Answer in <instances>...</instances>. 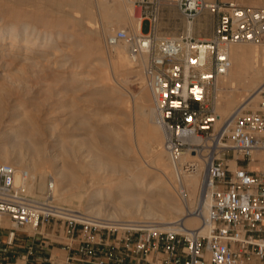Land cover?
Listing matches in <instances>:
<instances>
[{"label":"built area","instance_id":"1","mask_svg":"<svg viewBox=\"0 0 264 264\" xmlns=\"http://www.w3.org/2000/svg\"><path fill=\"white\" fill-rule=\"evenodd\" d=\"M176 5L189 29L180 39L159 36L161 11ZM147 34L119 29L106 37L108 50L127 45L134 63L148 58L145 83L152 95L164 146L185 195L183 177L203 159L206 174L200 197H210L209 214L195 212L200 229L181 221L164 225L155 220H112L87 212L68 213L56 206L55 177L48 178L40 199L27 196L33 176L27 169L0 164V231L8 223V246L16 232L49 226L67 243L64 264H264V94L258 111L235 116L228 131L215 132L218 82L232 68L230 49L264 41V8L206 0H135ZM216 17L210 39L197 40L192 25L204 13ZM212 98V100H211ZM228 137L230 147H223ZM233 153L232 159L226 157ZM235 161L236 169L229 162ZM255 166V167H254ZM41 234V233H40ZM33 255V250L29 252ZM58 258V256H55ZM0 264H7L0 245ZM48 264H59L51 258Z\"/></svg>","mask_w":264,"mask_h":264},{"label":"rangeland","instance_id":"2","mask_svg":"<svg viewBox=\"0 0 264 264\" xmlns=\"http://www.w3.org/2000/svg\"><path fill=\"white\" fill-rule=\"evenodd\" d=\"M96 1L97 0H85L87 6H92L93 4L91 8H94V12L97 10L95 12V18L97 17V27L101 30L103 27H101L103 21L101 15H99L100 12L98 13L99 10L96 6ZM206 1L208 3H236L241 6L264 8V0ZM14 12L23 13L28 17L26 21L31 22V24L39 30L53 31L61 29L67 33L75 35L76 40H79V44L81 43L79 45L80 47L77 49H74V46L70 45L64 46L68 45L64 43L62 45L64 52H55V50L49 51L45 57L46 59L41 58L36 66H28V64L14 61L11 58L0 59V150L9 148V146L13 144L6 140L9 136L15 137L16 143H14V145L18 144L20 146L18 151L23 153L25 159L27 158V162L31 159V162L29 161V163L34 164L35 160L40 158L39 161H42L43 166L45 165L44 168H46L44 179L37 174V179L35 180V192L34 194L28 195V197L35 199L42 198L41 196H44L47 190L48 178L50 175H54L58 181L57 188H59L60 192L65 190L67 196L73 194L76 191L75 189H77L78 182L75 180L63 181L57 172L61 168V170L69 169L70 164L75 161L83 164L84 162H93L94 156H100L103 162L107 161V164L105 163L106 165H108L109 162L111 163L114 158L112 163L118 161L122 168L116 173L110 171V168L105 165L99 167V169H94V167L90 166L89 169H87L88 171L86 169H74L75 174L78 172L80 173H78L79 175L77 174L78 177H83L84 174H86L89 177L91 175L90 179L92 181L94 178L96 179L92 183L94 186L91 184V191L93 188L96 190L98 186L97 178H106L107 180L113 181L114 184L119 179H128L130 173L134 174L136 172V167L141 166L142 164L146 165L145 161L150 162V160L156 155V152L164 153V168L166 167L165 169L167 172L172 175L174 173V168L165 149L164 141L162 145L163 147L158 144L154 145L151 149H145L146 147H140L137 145L132 148L130 147L129 138L132 136V134H130V128L132 127L131 129H133L134 133L137 129L138 122L144 127L138 103L140 101L142 88L146 83L145 79L142 80V77L138 75H130L125 72L116 75L112 70L109 71L110 80L106 81L101 77L100 71L108 63L110 65L109 57L111 53H113L112 49L108 50L105 44L106 38H104V36L107 37L109 35H104L103 33L100 35L89 34L79 26L77 28V26H74L70 22H65L58 26L56 24L57 22L45 25L39 20H29L30 17L41 18L44 16L45 18L56 21L58 18L66 16V14H73L70 7L66 5L58 6L53 0H0V17L7 18L8 16L7 19H13L12 13ZM81 13H75V15L79 16L78 18H82L81 16L84 15L83 18H85V11ZM136 15L141 16V9L138 8ZM128 28L132 31L131 25H129ZM119 29L121 28H117L116 30ZM143 29L145 33L149 32L151 29L150 23L145 22ZM167 38L175 39L173 37ZM251 45L262 48L264 46V41L260 44ZM74 61L77 63H74ZM55 64H64L65 68H62L63 70L59 69ZM133 67L135 70L144 69V67L139 65H134ZM72 75H75L78 80L76 78L74 81L71 80ZM223 80V78L219 79V93L217 94L215 103H210V105H214L215 110L216 102L218 100L220 101L229 93L228 87L224 85ZM263 94L264 93H262L261 96H263ZM240 100L241 98H238L237 100L235 99L234 103L236 104L235 106H231V111L234 107L236 108L238 106ZM226 103L227 102H222V106L226 107ZM261 103L262 101L257 105L253 104L254 106L244 110V112L255 111L257 108L256 111L260 110ZM33 126L37 128V131ZM105 126L109 127L112 132L107 131V134L101 132ZM91 128L94 129L93 132H101L102 134L98 136V138L92 139L93 137L89 134ZM29 131L35 136L29 134ZM3 134H6L4 135L5 137H2ZM28 134L30 136H28ZM140 135L142 138L147 139L146 131ZM113 136L114 138H112ZM116 137H118V139ZM228 141L229 139L227 137L225 142ZM125 142L127 143L125 144ZM57 143H61L62 146L70 144V146L72 145L75 147L76 150L74 148L75 151H73L74 157L77 156V160L74 161L73 158H70L71 156L63 154L65 153V151L62 150L64 146L60 148L55 147L53 149L52 146L54 147ZM92 143H94V145ZM121 146L124 147L125 151L123 148L120 149ZM39 149L43 152L37 156L36 152ZM52 150L56 151L52 152L51 155L50 151ZM124 153L126 154L122 156ZM50 155L55 158H50ZM33 156L36 159H32ZM232 158L233 153H230L226 157V160ZM4 161L5 160L3 159L0 160L1 164L6 163ZM14 161L16 160H14L13 156L9 159V163L7 162V164H12ZM24 163H26V161ZM167 164L169 168H167ZM24 165L27 164H23L21 166L22 169H26ZM229 165L232 169L230 163ZM161 166L163 167V165ZM92 171L94 172L92 173ZM92 174L94 175L93 178ZM172 179L174 181L173 177ZM142 180L146 183L152 184V188L155 190V193L152 194L146 190L141 191V194L143 193L141 195V200H143V207H145V203L156 202L158 200V196L161 195L160 189L163 187V183L161 180H157L152 176H147ZM41 182H43L45 187L43 191L40 190ZM132 182V179L129 180V184H132ZM76 183L77 185L74 186ZM114 190L115 187H113L110 192ZM91 194L92 193L87 194L81 203L75 200L71 206H69V204H59V202H56L55 204L59 206L63 205L68 208L74 207L73 209H77L80 206V211L88 212L86 210L89 207L88 199ZM176 198L177 200L175 201V204L178 206L180 204V197L176 195ZM102 199L98 200L97 204L108 203L110 206L106 204L108 207L104 206V209L106 207V210L108 211L110 207L111 211L118 212V208L121 204L118 200H114L110 203ZM116 202H118L117 206ZM179 217L181 216H178L176 219ZM123 219L128 218L125 217ZM6 226L9 228L12 227L7 223ZM26 229L30 233L24 234L19 232V239L18 237L16 238L14 245L8 246L6 244V246L1 248L7 264H25V260L27 261V264H48L52 257L53 260L59 264L65 263L67 252L62 249L63 246L61 244H58L61 242L67 243V240L62 237V232L61 236L60 233L55 234L49 226H44L38 231L28 228ZM5 233L6 232L3 228L0 232V242H3ZM31 250H33V255L29 254ZM55 256H58V258H55Z\"/></svg>","mask_w":264,"mask_h":264},{"label":"bare ground","instance_id":"3","mask_svg":"<svg viewBox=\"0 0 264 264\" xmlns=\"http://www.w3.org/2000/svg\"><path fill=\"white\" fill-rule=\"evenodd\" d=\"M53 1L58 6L66 5L70 7L71 11H73V14L72 13H70V15L66 14V16L60 17L56 21L45 18L44 16H42L41 18L30 17L29 20L31 21L39 20L40 22H43L45 25H48L53 22L54 23L57 22L56 24L58 26H60L62 23L70 22L74 26H77V28L78 26L82 28L86 33L95 34V35H100L101 33H103L104 35L107 34L111 35L115 31H117L116 30L117 28L125 29L131 35H137L140 34L141 32L142 18L141 16L136 15L138 8L135 5V0H97L96 6L99 10L98 13L100 12L99 15H101V19L103 21V25H101V27L102 26L103 27L101 30L99 27H97V21H96L97 17L95 18V12L97 10L94 12L93 11L94 8H91L93 4L92 6H87L85 0H53ZM83 11H85L86 14L85 18H83L84 15L81 16L82 18H78L79 16L75 15V13H81ZM12 16L13 19H7L8 16L7 18L0 17V59L11 58L14 61H19L21 63L28 64V66L29 65L36 66V64L40 62L41 58L43 59L47 56V53L49 51L55 50V52L56 51L64 52V49H62L63 48L62 45L64 43L68 44L64 46H69V45L74 46V49L80 47L79 45L81 43L79 44L78 42L79 40H76V36L73 34L67 33L64 30L58 28H57L58 30H53V31L39 30L36 27H34L31 24V22L26 21L28 17L21 12H14L12 13ZM129 25L132 26V31L129 30L128 28ZM104 38H106V36H104ZM112 51L113 53H111L109 57L110 65L108 63L100 71L101 77L103 79H105L106 81L110 80V72H109L110 70H112L116 75L125 72L130 75H134V74L138 75L142 77V80L145 79L144 70L148 61L146 55H140L139 61L137 63H134L130 57V49L127 45L120 44L118 46H115L112 49ZM229 55L232 62V68L230 69L227 76L223 77L224 79L223 83L226 87H228L229 93L226 96H224L220 101L218 100L216 102L215 112L218 116L217 122L215 124L216 133L223 132L224 130L228 131V127L231 125L236 115L244 112V110L246 109L251 108L252 106H254L253 104L257 105L263 99L261 95L262 93H264V46L260 48L258 46H252L251 44L233 45L230 49ZM74 63L77 62L74 61ZM134 65L142 66L144 67V69L135 70L133 67ZM55 66H57L59 69L65 68L64 64H60V65L55 64ZM75 78L77 79L75 75H72L71 80L74 81ZM218 93H219V87L217 89V94ZM238 98H241L238 106L236 108L234 107L233 110L231 111L230 109L231 106L233 105L235 106L236 104L234 103L235 99L237 100ZM222 102H227L226 103L227 106L223 107ZM138 107L141 110L140 115L144 127H142L141 123L138 122L137 129L136 131H134V133H133V129H131L132 127L130 128V134H132V136H130L129 138L130 147L132 148L137 145L140 147L144 146L146 147L145 149H151L156 144L162 146L164 141L163 132L158 123V117L154 107L152 95L146 85L142 88ZM34 128L37 131V128L36 127ZM93 130L94 129L91 128L90 131L91 133L89 132L90 136L93 137L92 139L98 138V136L102 134L101 132H105V133L107 131L112 132L111 129L107 126L103 127V130L101 132H93ZM144 131H146L147 139L142 138L140 135L141 133L143 134ZM29 134H33V133L29 131ZM29 134L28 136H30ZM4 135L6 134H3L2 137H5ZM33 136L35 135L33 134ZM112 138H114V136ZM116 138L118 139V137ZM6 140L10 141L13 144H11L9 148L0 150V160L3 159L5 160L4 162L9 163V159L14 156V160L16 161H14L12 165L18 168H22L21 166L23 164H27L24 166L31 173L34 180L33 183L29 185L27 196L30 194H34L35 180L37 179V174H39L42 179H44L46 175L45 173L46 168H44L45 165L43 166V162L39 161L40 156L38 157L39 159L37 158L38 160H35L34 164L29 163V161L31 162L30 157H29L30 160H28L27 162L26 160L27 158L25 159L23 153L18 151L20 146L18 144L14 145V143H16L15 137L9 136V138H7ZM126 143L127 142H125V144ZM92 144L94 145V143ZM56 145L54 147L52 146V148L54 149L55 147L60 148L64 146V145L62 146L61 143L58 144L57 146ZM71 146L70 144H67V146L65 145L62 149L65 151V153L63 154L71 156L70 158H73V160L75 161L77 160L76 159L77 156L74 157V151L76 150V148ZM223 147H230V143H226ZM122 148L124 150V147L121 146L120 149ZM55 151L56 150L50 151L51 155L52 152ZM41 152L43 151L42 150L40 151L39 149L36 152L37 156L42 154ZM125 154L126 153L122 154V156ZM51 155L50 158L55 156V154L54 156ZM164 157L165 156L163 152L162 153L156 152V155L152 160H150V162L145 161L146 165L142 164L141 166L136 167V172L134 174L130 173L128 179H121V180L119 179L117 182H115V184L113 181L107 180L106 178L99 179L96 177L98 179L97 181L98 186L96 190L95 188H93L92 191H91V184L96 179L94 178V180L92 181L90 179L91 175L89 177L86 174H84L83 177H78L80 173L78 172L79 173V174L77 173L78 175L75 174L74 169L87 170L89 169L90 166L94 167V169H99V167H103L105 165L110 168V171L116 173L119 172L120 168H122L121 165H119L118 161H116V163L115 162L112 163L114 158L111 161V163L109 162V164L106 165L107 161L103 162L100 156L99 157L94 156L93 162H88V163L84 162V164L77 163V161L75 162L73 161L74 163L70 164L69 169L61 170L62 169L61 168L59 169L57 174L60 175L59 177L62 178L63 181L75 180L76 182H78L77 189H75L76 191L74 193L72 192L73 194L67 196L65 190H64L65 192L64 191L60 192L59 188H57L58 181L55 178V185L53 191L54 201L55 203L59 202V204H63V205L69 204V206H71V204H73L75 200L81 203L87 194L92 193L88 199L89 207L86 210L88 211L87 213L94 214L100 217L106 216L112 220H138L136 218H139L140 220L141 219L155 220L164 225H171L176 223L177 221H181L182 224L188 229H200L202 227L201 219L195 216V212L200 210L205 216H207L209 214V210L211 206L210 197L208 198H205L204 196L200 197L202 184L206 174V164L203 161V159L194 155L192 156L189 154L184 156V158H182L181 160L182 164L189 161H197V169L194 171V173L189 175L186 174L183 177V183L185 185V193H186L185 195H183L179 192V186L177 184L178 179L175 170L173 169L174 173L171 175V173H168L167 170L165 169L166 167L164 168L165 166L163 164ZM32 159H36V158L33 156ZM25 161L26 163H24ZM229 163L231 164L232 169L237 168V164L235 161H230ZM161 165H163V167ZM167 168H169L168 164H167ZM262 168L264 169V164H262ZM93 172L94 171H92V173ZM93 176L94 175L92 174V178ZM147 176H152L157 180H161L163 183L162 185L163 187L160 189L161 195L158 196L159 197L158 200L156 202H147L145 203L146 206L143 207L144 202L143 200H141V195L143 193L141 194V191L146 190L151 194L155 193V190L152 188L153 187L152 184L146 183L145 181L142 180ZM172 177L174 178V181ZM131 179L133 180V182L132 184H129V180ZM76 185L77 183L74 184V186ZM113 187H115V190L110 192V190ZM44 189H45L44 184L43 182H41L40 190L43 191ZM176 195L180 197L179 198L180 204L178 206L175 204V201L177 200ZM102 198L110 203H112V201L114 200L116 201L118 200L119 203H121L118 208V212L111 211L110 207L109 209L107 208L108 209L107 211L106 207L110 206L108 203H106L108 206H106V204L103 203L97 204L98 200ZM117 204L118 202H116V206ZM63 205L62 206L56 205V206L59 207L61 210H64L65 212L67 211L68 213L82 212L79 209L80 206L77 209H73L74 207L68 208V207H64ZM104 206H106L105 209L103 208ZM178 216L181 217L176 219ZM125 217L128 219H123ZM4 224L5 223H3V226ZM28 229H32V228L28 227Z\"/></svg>","mask_w":264,"mask_h":264},{"label":"crops","instance_id":"4","mask_svg":"<svg viewBox=\"0 0 264 264\" xmlns=\"http://www.w3.org/2000/svg\"><path fill=\"white\" fill-rule=\"evenodd\" d=\"M144 21L142 23V33L144 32ZM216 25V17L206 12L204 15L200 16L192 25V34L197 40H207L210 39L214 34V29ZM189 25L187 24L186 19L181 14L179 8L176 5L165 4L161 11V19L159 24V36L163 38L173 37L175 39H180L187 34ZM8 224V223H7ZM5 233V238L3 242H0L1 248L6 246L8 243L9 227L6 226V223L3 226ZM1 232V231H0ZM19 232L27 234L29 233L26 229H19L16 232V238L19 239ZM15 238V240H16ZM15 242V241H14ZM24 243V242H22ZM14 245V244H13ZM66 251V249L62 248ZM67 252V251H66ZM27 264V261H24Z\"/></svg>","mask_w":264,"mask_h":264}]
</instances>
